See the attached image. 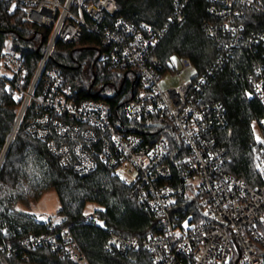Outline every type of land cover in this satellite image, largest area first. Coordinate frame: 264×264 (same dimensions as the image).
Segmentation results:
<instances>
[{"label": "built area", "instance_id": "2783aa9c", "mask_svg": "<svg viewBox=\"0 0 264 264\" xmlns=\"http://www.w3.org/2000/svg\"><path fill=\"white\" fill-rule=\"evenodd\" d=\"M4 1L8 11L21 6L27 20L52 30L28 87L24 86V58L11 49L2 54L0 77L10 79L12 96H24L23 114L32 107L27 130L46 140L65 167L89 172L100 163L107 164L133 188L137 200L160 218L163 231L143 243L111 232L109 245L126 253L143 244L154 264H231L234 260L236 264H264V183L249 186L226 170L230 159L215 130V123L225 122L224 108L219 102L204 101L207 74H199L189 57L173 54L164 63L152 53L165 30L119 16L117 0ZM246 6L264 14V0L212 2L209 10L221 21L206 25L207 33L226 49L243 43L245 25L240 19ZM174 21H185L182 10L176 11L170 22ZM85 31L101 33L105 48L100 59L120 71L130 70L123 78L128 74L135 82L116 117L109 101L78 96L57 68L47 67L58 39L78 41ZM253 38L249 40L264 42V34ZM223 57L219 54L216 62ZM164 77L179 80L163 87ZM249 81L264 109V59L254 64ZM254 124L260 128L257 165L264 173V114ZM172 128L182 149L185 145L188 150L178 167L180 181L171 178L172 150L166 130ZM66 232L68 228L31 235L23 243L59 246L57 236L63 234L68 240L66 254L87 264L84 252Z\"/></svg>", "mask_w": 264, "mask_h": 264}, {"label": "trees", "instance_id": "16d2710c", "mask_svg": "<svg viewBox=\"0 0 264 264\" xmlns=\"http://www.w3.org/2000/svg\"><path fill=\"white\" fill-rule=\"evenodd\" d=\"M223 0H117L118 15L139 24L145 21L165 30L152 53L165 63L173 54L185 55L194 63L199 74H207L204 101L219 102L224 108L225 122L215 123L216 134L229 157L226 170L242 178L249 186L264 183V173L257 165L256 129L254 121L264 114L261 101L253 94L249 74L254 64L264 59V42L249 39L264 34V14L246 6L240 20L244 23L245 41L226 49L207 33L206 25L221 18L211 13L209 5ZM9 4L0 0V69L5 49L17 51L25 61L27 74L24 86L31 83L51 37V28L25 18L21 6L8 11ZM177 10L185 21L170 22ZM101 33L85 31L78 41L55 43L47 67H55L67 85L77 89L78 96L96 97L109 101L113 117L121 115V106L135 88V82L124 73L100 59L105 48ZM254 39V38H253ZM9 46V48H7ZM223 54L218 64L217 57ZM121 87V89H120ZM103 88V89H102ZM118 88L113 97L110 94ZM24 96H12L10 79L0 77V160L20 115ZM33 116L27 108L0 165V264H80L70 258L65 247L67 237L58 234L59 246L52 242L25 245L31 235L68 228V236L84 252L87 264H154L150 252L141 244L126 253L109 245L115 232L137 238L141 243L163 231L160 218L143 206L133 194V188L114 174L111 167L100 163L89 172H78L61 165L52 154L46 140L30 133L27 123ZM136 127V126H135ZM169 162L172 179L180 181L181 160L187 148L178 150L170 129ZM55 190L60 206L48 221L35 213L16 208L38 201L44 193ZM89 202L95 206L86 213ZM190 207V206H189ZM53 222V225H50ZM25 258H23V256ZM231 264H236L235 260Z\"/></svg>", "mask_w": 264, "mask_h": 264}, {"label": "rangeland", "instance_id": "374dc122", "mask_svg": "<svg viewBox=\"0 0 264 264\" xmlns=\"http://www.w3.org/2000/svg\"><path fill=\"white\" fill-rule=\"evenodd\" d=\"M54 46H55V44H54ZM54 46H53V50H54ZM7 48H9V46ZM53 50H52V52H53ZM39 65H40V63H39ZM39 65H38V68H39ZM183 76L188 78L189 77L188 72H184ZM178 80H179L178 77H172V78L164 77L161 80V85L163 87L175 85V84L178 83ZM22 110H23V107H21V110H20V116L22 114L21 118L23 117ZM254 126H255V129H256V132H259L260 128L256 124H254ZM14 128L17 130L18 127L14 126ZM0 162H1V160H0ZM186 193L188 195H190L191 194V189L188 188ZM59 206H60L59 197H58L56 191L55 190H49L46 193H44V195L38 201L34 202L31 207H26L23 204L18 203L16 208L21 210V211H24V212L35 213V214H37V216H38V218L40 220L50 222L54 218L53 215L57 212V209L59 208ZM94 206H95L94 202H89L87 204V207H86V213L91 215V212H92ZM235 250H236V256H237L239 254V251H238V248H237L236 245H235Z\"/></svg>", "mask_w": 264, "mask_h": 264}, {"label": "water", "instance_id": "95a60500", "mask_svg": "<svg viewBox=\"0 0 264 264\" xmlns=\"http://www.w3.org/2000/svg\"><path fill=\"white\" fill-rule=\"evenodd\" d=\"M102 89H103V88H102ZM116 92H117V90H115L114 92H112V93L110 94V96L113 97V96L116 94ZM121 105H122V103H120L118 106H121ZM21 116H22V114H21ZM21 116L19 115V117H18V119H17V121H16V125H15V126H17V127H18V125H19V123H20V121H21ZM120 127L123 128L124 126H123L122 124H120ZM15 131H16V129L14 128L13 132L11 133V136H10L9 143H8V145H7V148H6V150H5L4 154H3V157H2V159H1L0 165H1L2 161H3V159H4V156H5V154H6L7 150H8V148H9V145H10L11 140H12L14 134H15ZM172 133H173V137H174V139L176 140V144H177V146H178V150L173 154V157H172V159L174 160V159L179 155V151L182 149V144H181V142L176 138L175 130H174L173 128H172ZM183 192H184V188L181 189V195H182V196H183ZM190 200L193 201V202H195V203H197L196 199H194V198H193V199H190Z\"/></svg>", "mask_w": 264, "mask_h": 264}, {"label": "flooded vegetation", "instance_id": "af4514ba", "mask_svg": "<svg viewBox=\"0 0 264 264\" xmlns=\"http://www.w3.org/2000/svg\"><path fill=\"white\" fill-rule=\"evenodd\" d=\"M116 89H118V88H114V89H113V92H114ZM120 89H121V87H120ZM116 94H117V93H116ZM116 94H115V95H116Z\"/></svg>", "mask_w": 264, "mask_h": 264}]
</instances>
